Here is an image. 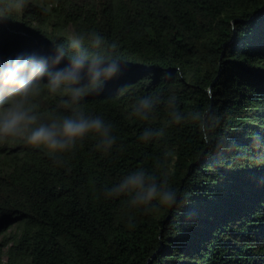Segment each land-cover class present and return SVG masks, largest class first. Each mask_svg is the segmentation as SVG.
Here are the masks:
<instances>
[{
  "label": "trees",
  "instance_id": "trees-1",
  "mask_svg": "<svg viewBox=\"0 0 264 264\" xmlns=\"http://www.w3.org/2000/svg\"><path fill=\"white\" fill-rule=\"evenodd\" d=\"M6 15L0 56L45 55L72 29L95 31L121 73L81 105L113 125L110 152L94 136L55 161L0 142V264H264V0H28ZM144 96L147 121L131 114ZM66 99L34 102L47 115L67 113ZM209 106L222 117L207 124L210 144L194 118ZM173 111L182 124L169 126ZM146 127L163 135L141 143ZM137 166L171 174L182 202L145 213L106 199Z\"/></svg>",
  "mask_w": 264,
  "mask_h": 264
},
{
  "label": "clouds",
  "instance_id": "clouds-1",
  "mask_svg": "<svg viewBox=\"0 0 264 264\" xmlns=\"http://www.w3.org/2000/svg\"><path fill=\"white\" fill-rule=\"evenodd\" d=\"M28 0H0V21L6 14L19 13ZM47 9H45L46 11ZM104 38L97 32L87 33L72 29L65 41L54 44L45 55L18 52L0 56V142L20 140L24 145L42 150L54 161L57 156L74 150L87 136L97 138L95 148L104 153L116 145L113 125L103 116L91 115L82 108L89 96H99L108 82L121 73V62L112 54L115 45L102 47ZM128 85L117 91L123 93ZM46 92L50 96L62 95L67 113L39 112L35 98ZM209 99H213L209 94ZM155 109L151 96H144L133 105L132 115L147 121ZM169 126L180 125L187 118L173 111ZM205 127L204 143H211L206 134L209 121L213 126L222 123L221 115L213 106L194 116ZM163 135V129L144 128L138 141L149 143ZM257 133L252 140H259ZM171 174L157 176L141 166L128 171L105 192L106 199L129 197L127 207L148 213L162 207L177 206L181 194L170 186Z\"/></svg>",
  "mask_w": 264,
  "mask_h": 264
},
{
  "label": "rangeland",
  "instance_id": "rangeland-1",
  "mask_svg": "<svg viewBox=\"0 0 264 264\" xmlns=\"http://www.w3.org/2000/svg\"><path fill=\"white\" fill-rule=\"evenodd\" d=\"M16 227L14 226V228L13 229H15Z\"/></svg>",
  "mask_w": 264,
  "mask_h": 264
}]
</instances>
